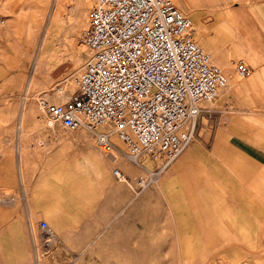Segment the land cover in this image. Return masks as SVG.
Returning <instances> with one entry per match:
<instances>
[{"label":"crops","instance_id":"obj_1","mask_svg":"<svg viewBox=\"0 0 264 264\" xmlns=\"http://www.w3.org/2000/svg\"><path fill=\"white\" fill-rule=\"evenodd\" d=\"M176 2L230 81L202 105L194 140L157 182L135 195V186L110 169L117 165L130 176L137 166L124 151H100L91 131L78 133L80 151L20 155L32 216L55 231L51 249L65 255L62 264L101 254V240L112 235L137 242L134 232L153 229L168 236V252L185 253L184 259L191 253V264H264V0ZM238 60L248 67L245 76ZM143 164L155 167L149 159ZM63 179L80 191L78 220L54 213L76 202L56 190Z\"/></svg>","mask_w":264,"mask_h":264},{"label":"built area","instance_id":"obj_2","mask_svg":"<svg viewBox=\"0 0 264 264\" xmlns=\"http://www.w3.org/2000/svg\"><path fill=\"white\" fill-rule=\"evenodd\" d=\"M80 38L90 56L75 91L65 102L41 99L40 108L66 129L91 131L113 156L115 132L143 174L132 180L120 167L113 174L141 192L193 141L202 102L213 100L228 77L175 0H95ZM235 66L240 76L248 73L243 61ZM148 159L155 167H145ZM37 229L34 238L51 248L57 240L51 225L42 219Z\"/></svg>","mask_w":264,"mask_h":264},{"label":"rangeland","instance_id":"obj_3","mask_svg":"<svg viewBox=\"0 0 264 264\" xmlns=\"http://www.w3.org/2000/svg\"><path fill=\"white\" fill-rule=\"evenodd\" d=\"M50 1L38 0L37 7H33L29 0H0V264L63 263V253H57L50 247L43 248L36 233L35 238L32 234L38 230L40 218L32 216L33 211L27 201L28 186L20 157L24 151L20 148L23 142L27 143L26 151H80L77 144L81 135L78 133L90 132L83 128L66 129L52 121L40 108L41 99L48 100L46 93L64 92L66 85H71L70 90L66 89L70 98L76 89L75 76L90 56L89 49L80 38L89 19L82 22L77 18L81 0H62L63 26L48 46L49 64L32 78V63L44 33V14ZM94 2L91 0L89 6L84 7L86 11ZM25 97L26 103H32V107L23 118L20 134L19 107ZM207 103L209 101H204L202 105ZM112 140L119 146V151L126 150L124 143H118L116 135H112ZM115 167L119 166L112 165L110 169L113 177L133 184L134 194L139 195L142 191L138 192L133 181L119 180L113 174ZM129 174L134 180L143 172L137 167L136 173ZM105 177V171L101 172V178ZM59 182L64 186L56 185V190L62 193L63 199L76 202L59 204L54 213L78 220L81 210L76 182L68 179ZM134 235L137 242L119 241L112 235L105 241L101 240V254L82 261L77 258L69 264H191L188 261L191 253H186L184 259L185 253L166 250L168 236L161 230H141Z\"/></svg>","mask_w":264,"mask_h":264},{"label":"bare ground","instance_id":"obj_4","mask_svg":"<svg viewBox=\"0 0 264 264\" xmlns=\"http://www.w3.org/2000/svg\"><path fill=\"white\" fill-rule=\"evenodd\" d=\"M18 2L19 1H17V3ZM28 3H30V5H32L33 7H37L38 0H34V1H30L29 0ZM90 3H91V0H81V3L78 4V7H77L78 8L77 18H78L79 21L83 22L84 19L89 17V11H86V9L84 7L85 6H89ZM63 6L64 5H63L62 0H51L49 5H48V7H47V9H46V12L44 14V23H43V28H44L43 31H44V33H43L42 38H41V40H40V42H39V44L37 46L36 55H35L34 61L32 63V69H31L32 70V78H34L35 76L37 77L40 74V72L43 69V67L47 66L49 64V49H48V46L53 41L56 32L59 31V29L63 26V20H62L63 19ZM197 33H198V35L201 33L199 31V29H197ZM198 40L204 46H206L208 48L209 45L204 43L201 40V38H199ZM222 69L224 70V72L227 75L228 80H229L228 72L226 71V69L224 67H222ZM68 86H70V87L68 88ZM68 86L66 85V88L64 87L65 91L61 92V93H59V92L58 93L55 92V93H51V94L50 93H46V95L48 96V100H51V99L53 101H57L58 100V102H59V100H61V102H65L69 98V94L66 93V89H68V90L71 89V85H68ZM27 93H28V90H26V94ZM35 97H38V96H35ZM25 98H23V100H22V102L20 104V107H19V120L21 121L20 134L23 131L22 130L23 118L28 113V111L31 110V107H32V103L27 104L26 103L27 98L26 99ZM112 135H116V133L113 132L111 134V139H112ZM116 137H117V135H116ZM26 148H27V143H23L22 142L20 151H26Z\"/></svg>","mask_w":264,"mask_h":264}]
</instances>
